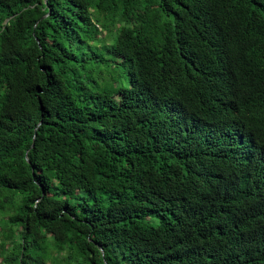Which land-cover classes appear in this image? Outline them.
I'll return each mask as SVG.
<instances>
[{"label":"trees","instance_id":"16d2710c","mask_svg":"<svg viewBox=\"0 0 264 264\" xmlns=\"http://www.w3.org/2000/svg\"><path fill=\"white\" fill-rule=\"evenodd\" d=\"M0 217L4 264H264V0H0Z\"/></svg>","mask_w":264,"mask_h":264},{"label":"rangeland","instance_id":"374dc122","mask_svg":"<svg viewBox=\"0 0 264 264\" xmlns=\"http://www.w3.org/2000/svg\"><path fill=\"white\" fill-rule=\"evenodd\" d=\"M0 219H1V217H0ZM0 223H2V220H0ZM2 237H3V235L0 233V240H1ZM5 247H6V249H8L9 248V245L6 244ZM4 255H5V252L2 250V247H0V264H4V261H3Z\"/></svg>","mask_w":264,"mask_h":264},{"label":"water","instance_id":"95a60500","mask_svg":"<svg viewBox=\"0 0 264 264\" xmlns=\"http://www.w3.org/2000/svg\"><path fill=\"white\" fill-rule=\"evenodd\" d=\"M35 136H36V128H35V130H34V136H33V138H34ZM31 146H33V143H32ZM27 161H30L28 157H27Z\"/></svg>","mask_w":264,"mask_h":264}]
</instances>
